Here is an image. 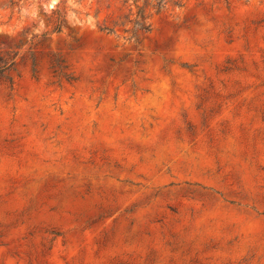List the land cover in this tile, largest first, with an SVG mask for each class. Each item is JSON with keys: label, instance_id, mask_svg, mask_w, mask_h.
Here are the masks:
<instances>
[{"label": "rangeland", "instance_id": "rangeland-1", "mask_svg": "<svg viewBox=\"0 0 264 264\" xmlns=\"http://www.w3.org/2000/svg\"><path fill=\"white\" fill-rule=\"evenodd\" d=\"M0 264H264V0H0Z\"/></svg>", "mask_w": 264, "mask_h": 264}]
</instances>
